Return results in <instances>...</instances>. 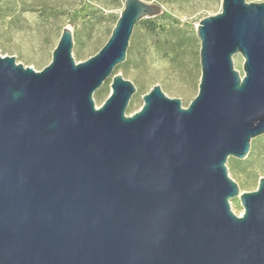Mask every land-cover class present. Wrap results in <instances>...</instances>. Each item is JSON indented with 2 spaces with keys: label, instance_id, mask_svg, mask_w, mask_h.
I'll use <instances>...</instances> for the list:
<instances>
[{
  "label": "water",
  "instance_id": "water-1",
  "mask_svg": "<svg viewBox=\"0 0 264 264\" xmlns=\"http://www.w3.org/2000/svg\"><path fill=\"white\" fill-rule=\"evenodd\" d=\"M221 8L197 26L187 108L155 85L129 116L137 87L114 74L156 2L125 0L85 62L68 26L42 71L0 50V264H264V177L242 192L227 165L264 136V2Z\"/></svg>",
  "mask_w": 264,
  "mask_h": 264
},
{
  "label": "rangeland",
  "instance_id": "rangeland-1",
  "mask_svg": "<svg viewBox=\"0 0 264 264\" xmlns=\"http://www.w3.org/2000/svg\"><path fill=\"white\" fill-rule=\"evenodd\" d=\"M144 1L159 3L165 11L136 27L128 59L114 73L122 74L137 87L127 109L129 116L140 110L143 96L155 85H160L169 97L182 100L183 107L190 105L201 79L197 26L222 10V0ZM124 3L125 0H0L1 54L42 71L51 63L63 29L68 26L74 32L73 57L77 63L85 62L109 41ZM243 62L242 56L235 57L236 69L242 74ZM111 83L112 78L95 93L96 107L100 108L110 95ZM227 165L242 192L255 191L264 177V136L253 140L246 160L230 158ZM231 207L237 216L243 215L239 198L231 201Z\"/></svg>",
  "mask_w": 264,
  "mask_h": 264
},
{
  "label": "trees",
  "instance_id": "trees-1",
  "mask_svg": "<svg viewBox=\"0 0 264 264\" xmlns=\"http://www.w3.org/2000/svg\"><path fill=\"white\" fill-rule=\"evenodd\" d=\"M118 18H119V16L117 17V19H118ZM143 22H144V21H142L141 23H143ZM141 23H140V24H141ZM149 29L152 30V31H154L155 28H154V27H150ZM123 66H124V65H123ZM123 66H122V67H123Z\"/></svg>",
  "mask_w": 264,
  "mask_h": 264
}]
</instances>
